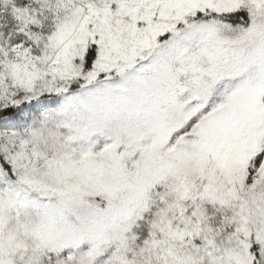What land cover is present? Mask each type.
I'll return each instance as SVG.
<instances>
[{
	"label": "snow or ice",
	"instance_id": "1",
	"mask_svg": "<svg viewBox=\"0 0 264 264\" xmlns=\"http://www.w3.org/2000/svg\"><path fill=\"white\" fill-rule=\"evenodd\" d=\"M0 264H264V0H0Z\"/></svg>",
	"mask_w": 264,
	"mask_h": 264
}]
</instances>
